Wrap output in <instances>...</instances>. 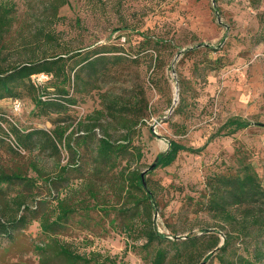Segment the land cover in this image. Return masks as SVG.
<instances>
[{
    "label": "rangeland",
    "instance_id": "1",
    "mask_svg": "<svg viewBox=\"0 0 264 264\" xmlns=\"http://www.w3.org/2000/svg\"><path fill=\"white\" fill-rule=\"evenodd\" d=\"M0 6L13 8L9 15L12 23L2 42L5 66L43 56L86 54L104 45L123 44L133 50L144 39L143 34L169 40L170 47L162 50L160 62L154 49L145 51L137 63L125 65L120 82L102 89L126 97L145 94L149 103L147 115L132 134L131 148L136 153L131 151L128 156L130 170L149 168L169 150L170 140L198 150L181 151L172 165L160 166L147 175L158 193L153 226L167 240L147 248L138 229L131 234L126 231L122 216L119 223L112 224L115 213L105 215L100 210L92 211L87 229L77 216L61 239L80 253L98 252L114 264H154L158 247L168 252L166 264H200L205 244L187 248L183 244L176 247L174 242L203 236L206 230H215L224 239L225 230L204 206L208 178L237 167V158L243 157L254 165L264 184V0H68L62 6L54 0H0ZM192 47L199 51L184 56ZM215 47L219 49L208 50ZM216 58L221 63L215 64ZM46 80L35 79V83ZM181 85L186 101L179 109ZM20 100L21 109L14 107L11 98L0 100V109L23 128L52 127L48 120L32 115L34 106L29 98ZM78 101L70 110L72 122H67L72 124L68 132L74 130V136L82 135L94 123L89 116L104 110L98 90L78 95ZM234 118L245 122V127L228 133L227 124L235 125L231 122ZM109 120L104 117L96 127V138L108 134L113 140H122L125 130ZM81 151L85 161L84 147ZM23 154L12 153L2 143L0 174L22 166L28 176L35 177L28 168L34 159L46 176H53L70 160L64 148L60 159L47 152ZM126 163L127 158H122L121 166ZM77 180L74 186L79 185ZM38 184L43 186L36 196L25 185L8 187L0 194V215L17 213V194L26 196L30 206L51 198L47 186L41 181ZM93 218L102 220L98 224ZM140 226L138 221L137 228ZM14 238L0 236V264H41L34 249L45 240L39 222L16 231ZM215 254L206 264H220Z\"/></svg>",
    "mask_w": 264,
    "mask_h": 264
},
{
    "label": "trees",
    "instance_id": "2",
    "mask_svg": "<svg viewBox=\"0 0 264 264\" xmlns=\"http://www.w3.org/2000/svg\"><path fill=\"white\" fill-rule=\"evenodd\" d=\"M54 1L58 6L68 3V0ZM12 9L0 6V100L29 98L34 106L32 115L48 120L52 127L23 128L0 109V145L6 144L18 156L24 155L23 152H36L35 155L47 152L56 159H60L64 148L70 153V160L60 166L53 176H46L38 160L34 159L30 160L28 168L36 173L35 177L28 176L22 166L13 168L10 173L0 174V194L6 193L8 187L25 185L36 196L43 186L38 184L41 181L51 197L40 199L39 203L30 206L24 199L26 196L17 194L14 198L17 213L0 215V236L13 241L16 231L37 221L45 236V240L34 247L40 255L41 264H50L54 260L57 264H114L111 258L98 252L80 253L61 239L77 216L79 223L87 229L92 222V211L100 210L105 215L115 213L112 224L119 223L122 216L126 231L131 234L138 229L141 237L146 239L147 248L166 241L167 236L153 226L152 217L159 207L158 193L147 177L146 185L143 183L142 172L130 170L128 158L135 127L144 120L149 110L147 98L145 94L126 97L123 93L102 92V89L107 84L120 82L126 72L125 65L137 63L145 51L154 49L160 62L162 50L167 51L170 47L169 40L143 34L144 39L132 47L133 50H127L123 44L104 45L86 54L77 51L71 55L43 56L5 66L2 42L12 23L9 16ZM261 18L264 20V12ZM216 49L219 48L208 50ZM197 51L198 48L192 47L183 53L186 56ZM214 63H221V59L216 58ZM42 73L49 76L47 82L35 83L33 75ZM93 90H98L104 110H96L89 116L94 123L82 135L74 136V130L68 132L72 125L67 124L72 122L70 110L79 103L78 95L89 94ZM179 94L180 109L186 101V90L182 85ZM104 117L125 130L122 140H113L108 134L96 138V127L100 126ZM231 122L235 125L227 124L230 126L228 133L245 127V122L237 118ZM82 147L87 157L85 161ZM181 151L198 152L170 140L169 150L159 155L156 168L172 165ZM137 154L138 158L143 155L140 149ZM122 158H127L124 166H121ZM75 179H80L77 186H74ZM206 188L208 193L204 206L225 230L224 239L215 230H206L203 236L194 235L181 243L175 241L174 245L183 244L188 248L205 244L204 260L200 264H206L214 252L220 264H264V184L254 165L243 157L237 158V167L210 176ZM63 191L65 194L61 196ZM20 211L23 212L18 214ZM93 219L98 224L102 220ZM168 257L166 249L158 247L153 263L166 264Z\"/></svg>",
    "mask_w": 264,
    "mask_h": 264
},
{
    "label": "built area",
    "instance_id": "3",
    "mask_svg": "<svg viewBox=\"0 0 264 264\" xmlns=\"http://www.w3.org/2000/svg\"><path fill=\"white\" fill-rule=\"evenodd\" d=\"M48 78H49V76L47 74H44V73L33 75L34 82H35V79H40L41 80V79H48ZM12 103L14 104V107L16 109H21L22 103H21V101L19 99H12Z\"/></svg>",
    "mask_w": 264,
    "mask_h": 264
},
{
    "label": "water",
    "instance_id": "4",
    "mask_svg": "<svg viewBox=\"0 0 264 264\" xmlns=\"http://www.w3.org/2000/svg\"><path fill=\"white\" fill-rule=\"evenodd\" d=\"M158 162H159V159L157 158L154 163L149 167L147 168L146 170H144L141 174L142 176V180H143V183L146 185V177L147 175L152 172L158 165ZM204 264V263H203Z\"/></svg>",
    "mask_w": 264,
    "mask_h": 264
},
{
    "label": "bare ground",
    "instance_id": "5",
    "mask_svg": "<svg viewBox=\"0 0 264 264\" xmlns=\"http://www.w3.org/2000/svg\"><path fill=\"white\" fill-rule=\"evenodd\" d=\"M177 97V96H176Z\"/></svg>",
    "mask_w": 264,
    "mask_h": 264
}]
</instances>
